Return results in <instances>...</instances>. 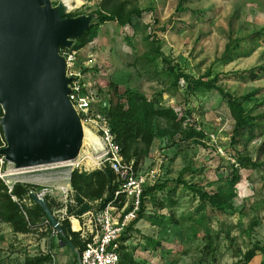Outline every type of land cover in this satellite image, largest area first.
<instances>
[{"label": "rangeland", "instance_id": "374dc122", "mask_svg": "<svg viewBox=\"0 0 264 264\" xmlns=\"http://www.w3.org/2000/svg\"><path fill=\"white\" fill-rule=\"evenodd\" d=\"M50 1L52 7L60 3ZM103 1L73 0L75 7L63 12L62 19L73 14L74 19L97 24ZM129 1L154 11L134 16L133 25L108 21L98 26L97 37L80 50L83 60L94 54L95 63L100 64L86 70L87 79L109 89L112 97L127 89L148 98L159 95L158 107H174L185 119L174 135H158L141 161L146 170L158 172L156 183L166 186L151 193L145 207L141 206V219L122 240V259L129 264H260L264 252L258 251L251 261L245 256L257 243L264 247V171L238 154L264 160V0H185L183 6L188 9L183 12L177 11L180 0ZM229 43L231 49L225 52ZM157 45L195 76L210 68L214 74L225 72L220 85L244 99L247 110L259 116V126L245 130L235 148L231 144L235 120L226 100L216 90L190 93L183 79L174 85L162 58L154 54ZM2 120L0 178L9 188L13 181L31 177L28 171L33 167L18 168L6 158L3 150L9 143ZM234 169L239 173L234 185L237 195L226 211L203 202L182 181L212 191ZM26 187L29 190L32 185L26 183ZM20 198L30 230L16 232L0 219V264H26L47 254L52 261L46 264H79L78 252L69 261L51 251L52 238H58L54 228L37 210L33 197Z\"/></svg>", "mask_w": 264, "mask_h": 264}, {"label": "water", "instance_id": "95a60500", "mask_svg": "<svg viewBox=\"0 0 264 264\" xmlns=\"http://www.w3.org/2000/svg\"><path fill=\"white\" fill-rule=\"evenodd\" d=\"M54 8L50 0H0V103L9 143L3 153L15 167L73 159L85 141L60 50L73 48L71 39L91 24L88 19H62ZM33 198L52 227L64 234L47 200ZM66 244L78 252L71 241Z\"/></svg>", "mask_w": 264, "mask_h": 264}, {"label": "trees", "instance_id": "16d2710c", "mask_svg": "<svg viewBox=\"0 0 264 264\" xmlns=\"http://www.w3.org/2000/svg\"><path fill=\"white\" fill-rule=\"evenodd\" d=\"M185 0H180L177 7L178 12L186 11L188 8L183 6ZM147 10L154 11L153 8ZM141 8L136 3L129 0H104L102 10L98 12L99 21L97 24H91L89 29L80 37L75 38L74 49H81L90 43L98 35V26L108 21H117L123 27L133 25L134 16L142 17L147 11ZM67 17H73V14H68ZM158 22L156 18L154 24ZM153 41H158L157 36H150ZM241 39H238V43ZM230 43L227 44L225 52L230 51ZM154 54L157 58L161 57L168 75L173 80L174 85H179L181 79L185 81V88L190 93H195L200 90H216L224 100H226L230 112L235 120L231 144L236 148L241 143V138L245 135V130H251L259 126V116L252 114L247 110L244 99L235 96L232 92L226 90L220 85L225 72H218L214 74L213 69H208L204 74L195 76L182 70L178 64H175L172 59L167 57L162 51V46L157 45L153 48ZM264 70V67L262 68ZM160 102L159 95L148 98L147 96L127 89L123 93H115L111 100V108L109 109L110 123L112 130L116 136V141L122 148L123 155L126 160L130 161L135 158L137 164L144 160L150 153L154 140L158 135H174L178 131V126L185 119L184 116H179V113L174 107H158ZM5 113L0 105V118L4 117ZM162 122H165L167 127H164ZM238 157L251 164L256 169L264 171V160L256 161L251 157H243L240 153ZM239 177L238 170L234 169L229 176H227L216 188V190L208 191L199 189L195 184H190L184 180L186 187L194 190L200 196L203 202L209 203L214 208L220 211H226L233 207V199L237 192L234 187ZM116 175L110 169L96 170L90 173L75 171L72 176V185L77 193V200L79 202V209L70 207V213H83L93 205L90 201L102 199V205L109 202L115 195L118 188L116 183ZM166 183H156L152 186H147L144 190L141 206L145 207V202L148 196L156 191L164 190ZM28 193L26 185L17 183L14 188V194L23 197ZM87 199V201H86ZM51 209L55 210V202L47 199ZM39 210L49 220L44 209L36 204ZM142 211V209H141ZM140 211L138 218L135 219L128 230L123 234L122 240L128 233H131L138 221L141 219L142 212ZM0 219L12 225L16 232H29L30 226L24 216L20 205L13 200L9 193V188L4 184L0 178ZM64 234L58 233V238L61 243L66 244L71 241L81 253L85 247V243L81 240L80 234L72 229L69 219L62 221ZM51 230L53 229L49 221ZM121 240V241H122ZM67 245V244H66ZM122 248V244H121ZM258 251L264 252V247L260 244H255L253 248L246 253V261H251ZM121 255V249H120ZM52 258L50 254L44 255L38 259H29L26 264H46L50 263ZM120 264H129L127 261L120 259ZM264 264V260L260 263Z\"/></svg>", "mask_w": 264, "mask_h": 264}, {"label": "built area", "instance_id": "2783aa9c", "mask_svg": "<svg viewBox=\"0 0 264 264\" xmlns=\"http://www.w3.org/2000/svg\"><path fill=\"white\" fill-rule=\"evenodd\" d=\"M80 50L61 48L60 53L66 58L67 73L71 78L69 99L81 118L85 145L73 159L31 168L28 172L32 176L13 181L9 185V193L14 201L23 204L22 198L14 194L15 185L21 181L24 185H32L27 193L30 198L38 195L58 204L54 210L58 219L61 222L69 219L72 229L85 243L79 254V264H120L122 236L138 218L144 190L156 183L158 172L146 170L144 163L137 164L135 158L125 159L110 123V90L100 88L86 76L87 69L100 64L95 63L94 54L83 60ZM104 169L112 170L117 177L118 188L114 197L105 205H102V199L90 201L93 207L81 214L70 213V207L79 209L77 193L72 185L73 173ZM16 174L25 172H11L10 175ZM22 210L28 217L27 211ZM53 230L58 236L59 232Z\"/></svg>", "mask_w": 264, "mask_h": 264}, {"label": "crops", "instance_id": "0c3cea01", "mask_svg": "<svg viewBox=\"0 0 264 264\" xmlns=\"http://www.w3.org/2000/svg\"><path fill=\"white\" fill-rule=\"evenodd\" d=\"M69 245H66L64 243H61V241L59 240V238H52V242L50 245V249L52 252L56 251L59 252L62 256H67V259H69V261L72 259V253H74L75 251L70 247ZM75 257V254H74ZM63 264V262H61ZM67 264H71V262L67 263Z\"/></svg>", "mask_w": 264, "mask_h": 264}, {"label": "bare ground", "instance_id": "6f19581e", "mask_svg": "<svg viewBox=\"0 0 264 264\" xmlns=\"http://www.w3.org/2000/svg\"><path fill=\"white\" fill-rule=\"evenodd\" d=\"M73 0H60V3L57 7L54 8V12L57 14V15H61L63 12H66L68 11L69 9H73L75 6H73V3H72ZM85 145V141H83V144H82V149ZM61 162V161H59ZM54 163H57V162H54ZM45 164V163H44ZM43 164H39V165H31V166H22L21 168H28V167H37V166H41ZM20 168V167H18ZM76 228L77 227V224L75 225Z\"/></svg>", "mask_w": 264, "mask_h": 264}]
</instances>
